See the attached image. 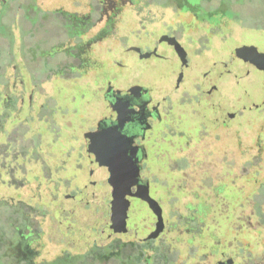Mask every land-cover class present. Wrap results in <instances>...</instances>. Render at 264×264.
I'll return each mask as SVG.
<instances>
[{"label":"flooded vegetation","instance_id":"af4514ba","mask_svg":"<svg viewBox=\"0 0 264 264\" xmlns=\"http://www.w3.org/2000/svg\"><path fill=\"white\" fill-rule=\"evenodd\" d=\"M4 1L1 0L0 4ZM112 1L114 5L112 8L110 6L109 15L115 19L113 12L116 15L117 10L122 8L123 0ZM179 1L186 4L184 0H173L174 7ZM197 1L199 9H207L203 3L211 0ZM219 1L225 3L226 8L234 10L231 3L228 5L224 0ZM65 2H86L90 11L97 10L96 5L99 7L98 3L91 0H61L58 2L61 6L52 9L39 6L37 0L11 1L18 6L16 8L23 9V17L29 21L33 15L44 17L52 12L56 14V20L59 15L68 14L63 9ZM190 11L188 13L192 14ZM83 24L79 20L70 24L61 23L62 39L54 44L58 52L38 59L28 54L30 49L24 48V45L33 47L34 44L31 41L28 45L24 44V37L34 35L31 23L29 28L16 26V34L12 32L9 21L0 27V36L6 39V44L0 47V208L3 207L2 211L7 216L6 225L13 234L10 254H6L0 264H175L181 250L188 252L185 255H188L187 261H192L190 264H198L196 260L209 255L212 250V246H201V240L209 241L212 238L213 225L205 222L206 211L201 210L202 213L196 215H178L175 220H171L174 215L164 217V209L157 200L162 213L161 224H157L156 220L141 224L135 221L133 213L148 209L145 197L150 194L153 180L147 166L150 143L164 136L178 138L184 135L174 124L175 118L180 117V103L193 102L206 107L217 101L219 90L212 82L216 78L214 69L204 73L199 88H182L184 76L179 74L180 68L175 69L172 82L162 81L160 86L156 85L154 79L135 78L127 86L119 87L113 76L100 77L99 66L108 63L101 62L92 54V46L111 32V26ZM70 27L76 33H72V30L69 32ZM68 40H76L72 44L76 52H69ZM17 42L20 44L16 45ZM21 51L26 53L25 60L18 61ZM247 52V67L264 70V51L258 48V51L248 49ZM68 56L78 58L80 65H69L67 61L64 63L62 57ZM48 58L60 60L48 62ZM35 61L42 63L41 70L34 67ZM50 63H55V68ZM229 63L218 65L215 62L213 66H221L224 72L229 73L241 71L240 68L232 71ZM39 75L46 79L55 76L66 81L89 78L90 83L84 84L77 80L76 83L87 86L94 94L99 87H103L101 91L105 109L89 130L76 131L65 110L57 104L53 92L43 89V82L37 78ZM27 77L30 86L24 84V78ZM17 81H20L18 88L15 87ZM192 88H196L198 94ZM184 91L189 95L188 100L181 96ZM205 93L210 99L203 96ZM81 94L84 97V93ZM263 104L264 100L252 101L251 104L224 111L219 118L212 119L213 129L224 130L232 119L243 113V109H257ZM167 120L172 124L163 126ZM160 126L162 128L159 131ZM213 129L205 131L197 140L189 139L188 143L203 137L210 139ZM77 148L81 152L79 159L84 161L86 156L92 164L89 179L84 184L76 183L74 175H69V169H73L74 173L84 170L79 160L71 168L68 167L67 161ZM259 154L260 151L255 154L256 157ZM94 173L98 177H93ZM208 174L205 172L207 182L211 181ZM220 182L215 188L217 195H221V191H218ZM99 183H106L111 190L120 186L125 199L102 201L94 198ZM251 184L252 193L259 195L258 199H253L258 207L260 197L264 195V188H261L264 183L254 179ZM207 185L212 194L211 183ZM179 187L184 191L181 183ZM5 192L12 194L6 195ZM192 195L194 198L185 203L189 210L193 202H197L200 208L206 205L202 195ZM171 200L178 204H171L170 213L175 211L173 207L179 205L178 199ZM184 217L185 220H182ZM191 222L195 224L191 225ZM179 224L190 235L185 243L194 244V249L177 247L180 240L173 238L172 241L166 236L176 230ZM143 230L147 234L142 235ZM48 240L60 244L53 253L47 246ZM216 253L220 256L211 264H240L226 256L224 251Z\"/></svg>","mask_w":264,"mask_h":264},{"label":"rangeland","instance_id":"374dc122","mask_svg":"<svg viewBox=\"0 0 264 264\" xmlns=\"http://www.w3.org/2000/svg\"><path fill=\"white\" fill-rule=\"evenodd\" d=\"M11 1L6 0L0 4V27L9 21L12 32L16 34V26L29 28L31 23L34 35L24 37V44L28 45L30 41L34 44L33 47L24 45V48L30 49L28 54L31 53L30 56L35 59L57 53L59 49L54 44L62 39L59 25L79 20L83 21V26H111V32L92 46V54L101 62L108 63L106 66H99L100 77L113 76L119 87L127 86L135 78L154 79L156 85L160 86L162 81L172 82L175 71L180 68L179 74L184 76L182 88H199L204 73L214 69L216 78L212 82L219 90L217 101L214 100V104L206 107L193 102L180 103V117L175 118L174 124L184 135L178 138L164 136L150 143L147 166L154 181L150 184V194L145 197L148 209L134 212L133 218L141 224L154 220L161 224L162 213L157 200L164 209V217L174 215L171 220H175L178 215H196L202 213L201 210L206 211L205 222L213 225L212 238L209 241L201 240V246H212V250L209 255L196 260V263L211 264L220 256L216 252L224 251L236 263L264 264V195L260 197L257 207L253 199H258L259 195L252 193L251 184L254 179L264 183V104L257 109H243V113L232 119L224 130L216 131L212 123V119L219 118L224 111L251 104L252 101L264 100L263 68L247 67L248 49L258 51L259 48L264 51V0H224L228 5L231 3L234 10L226 8V4L219 0L204 2L207 9H199L197 0H184L186 4L179 1L175 7L173 0H123L122 8L117 10L116 15L113 12L115 19L109 15L110 6L112 8L114 5L112 0L100 3L91 0L99 4V7L95 6V11H90L86 2H65L63 9L68 14L59 15L56 20V14L52 12L44 17L33 15L30 21L23 17V9L16 8L18 6ZM60 1L37 0V3L41 7L52 9L60 7ZM73 11L77 13H71ZM71 30L76 33L70 27L69 32ZM5 41L0 36V47L6 44ZM74 41H67L71 53L76 52L72 45ZM25 56L26 53L21 51L17 60H25ZM62 59L69 65H80L78 58L68 56ZM50 60L47 59L48 62ZM57 60L60 59L51 61ZM38 61L33 65L41 70L42 63ZM215 62L218 65L230 62L232 71L237 68L241 71L224 72L221 66H213ZM50 64L55 68V63ZM88 74L91 75L90 72ZM37 78L43 82L44 90L53 92L57 104L65 110L69 122L79 133L82 129L89 130L105 109L101 91L103 87H99L94 94L87 86L76 83L77 79L66 81L55 76L46 79L42 75ZM77 81L85 84L90 83L91 79L82 78ZM19 84L20 81H17L15 87L18 88ZM24 84L31 85L28 77L24 78ZM192 91L198 94L196 88H192ZM81 93H84V97H81ZM181 96L189 99L185 91ZM203 96L210 99L207 93ZM18 103L19 100L16 101ZM164 123L163 126L172 124L168 120ZM161 128L162 126L159 131ZM212 129L210 139L203 137L195 141L205 131ZM189 139L195 140L188 143ZM79 149L74 151L67 162L68 167L76 164L77 160L83 164L84 170L74 173L73 169H69V175H74L76 183L84 184L89 179L92 164L86 156L84 161L79 159ZM258 151L260 154L256 157ZM205 172L209 173L211 181H205ZM93 177H98V174L94 173ZM219 182L218 191H221L222 196L215 193ZM180 183L184 186V191L179 187ZM208 183H211L212 194ZM261 188H264V184ZM96 191L94 198L98 200L125 199L118 190H111L106 183L96 185ZM192 193L202 195L206 205L200 208L197 207V202H193L189 210L185 203L194 198ZM6 195L5 198H8ZM171 199H178L179 205L173 207L175 211L170 213L171 204H178ZM2 210L3 207L0 208V262L4 261L2 258L6 254H10V241L13 239V234L6 225L7 216ZM194 224L191 222V225ZM180 226L179 224L176 230L166 236L172 241L173 238H178L180 242L177 247L194 249V244L185 243L190 235ZM141 234H147V231L143 230ZM46 242L52 253L60 246L49 240ZM187 253L181 250L175 264H190L192 261L186 260Z\"/></svg>","mask_w":264,"mask_h":264},{"label":"water","instance_id":"95a60500","mask_svg":"<svg viewBox=\"0 0 264 264\" xmlns=\"http://www.w3.org/2000/svg\"><path fill=\"white\" fill-rule=\"evenodd\" d=\"M116 190H118L121 194L124 192L123 188H121L120 186H117ZM122 195L124 196V193Z\"/></svg>","mask_w":264,"mask_h":264}]
</instances>
